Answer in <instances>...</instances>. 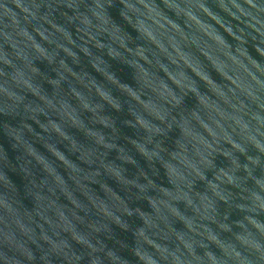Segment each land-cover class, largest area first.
<instances>
[{
    "label": "water",
    "instance_id": "95a60500",
    "mask_svg": "<svg viewBox=\"0 0 264 264\" xmlns=\"http://www.w3.org/2000/svg\"><path fill=\"white\" fill-rule=\"evenodd\" d=\"M0 264H264V0H0Z\"/></svg>",
    "mask_w": 264,
    "mask_h": 264
}]
</instances>
